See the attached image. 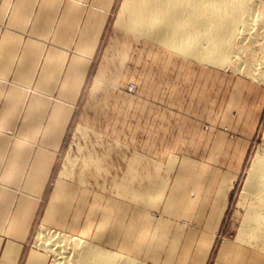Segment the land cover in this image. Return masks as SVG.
Wrapping results in <instances>:
<instances>
[{
    "label": "rangeland",
    "instance_id": "1",
    "mask_svg": "<svg viewBox=\"0 0 264 264\" xmlns=\"http://www.w3.org/2000/svg\"><path fill=\"white\" fill-rule=\"evenodd\" d=\"M123 2L0 0V154L8 150L0 159L3 170L23 138L43 134L33 130L37 124L53 123L44 134H62L51 175L39 185L45 190L30 222L29 258L44 254L35 246L41 226L142 264H154L156 256L162 261L165 254L180 263L186 251L203 250L217 227L210 264L230 249V238L263 250L264 237L247 244L237 237L247 207L245 180L264 149V82L126 38L115 26ZM88 123L95 130L89 145L106 156L108 179H90L96 189L105 187L96 191L100 199L69 198L77 189L71 178L63 180V165L77 153L78 125ZM156 171L167 183L158 212L119 198L112 186L125 181L141 188L147 180L139 174ZM5 181L17 186L15 179ZM89 215L90 226H83ZM39 259L52 264L54 257Z\"/></svg>",
    "mask_w": 264,
    "mask_h": 264
},
{
    "label": "bare ground",
    "instance_id": "2",
    "mask_svg": "<svg viewBox=\"0 0 264 264\" xmlns=\"http://www.w3.org/2000/svg\"><path fill=\"white\" fill-rule=\"evenodd\" d=\"M115 26L136 43L144 40L168 53L223 69L231 67L264 82V0H124ZM247 54L248 58L244 59ZM127 60L131 61L132 57L129 55ZM89 123L78 125L75 134L77 153H69L63 165V180L71 178L77 189L69 198L81 194L100 199L96 191H104L105 187L99 184L96 189L90 179L98 175L108 179L104 169L106 156L97 155L91 150L93 145H89L95 132L90 127L94 124L89 126ZM98 138L100 145V136ZM91 169L95 172L90 173ZM159 173L139 174L141 180H147L141 188L126 186L125 181H115L112 186L119 198L154 212L162 198L159 194L167 189V183L159 180ZM242 200H245L244 206L247 202V207L237 239L246 244L260 242L264 237V149L257 153L251 164ZM95 208V204L91 205L90 212ZM89 218L83 226H90V215ZM87 240L41 226L37 230L35 246L44 254L35 252L29 260L43 264L45 261L39 258L50 254L54 257L52 264H142ZM261 244L263 248L264 240Z\"/></svg>",
    "mask_w": 264,
    "mask_h": 264
},
{
    "label": "crops",
    "instance_id": "3",
    "mask_svg": "<svg viewBox=\"0 0 264 264\" xmlns=\"http://www.w3.org/2000/svg\"><path fill=\"white\" fill-rule=\"evenodd\" d=\"M51 125L53 123L48 124L47 127L43 124L33 127V130L43 132V134H38L37 137L23 138L17 151L13 154L15 158L6 170H3L4 162L0 161V264L30 263L28 262L31 254L28 245L30 222L35 213L36 202L39 201L40 194L45 190L40 191L39 185L42 182H45L46 185L62 140L60 130L54 137L44 134L45 131L52 130ZM7 154L8 150L5 151V155L0 154V159L6 158ZM28 168L30 170H27ZM7 179L17 180L14 183L17 186L10 185V182L5 181ZM222 186H224L223 183H220L217 188ZM225 209L224 206L221 211L218 210V224H220ZM216 231L218 232V227L213 234L205 238L207 242L200 246V249L203 250L186 251L185 260L177 264H210ZM234 239H229L230 249L228 251H219L214 264H264V250L254 251L243 248L234 244ZM152 256L150 257L153 258ZM165 256L161 259L162 261H158L156 256L154 264H176L169 262L171 257H168L167 254ZM172 257L175 258L173 255Z\"/></svg>",
    "mask_w": 264,
    "mask_h": 264
}]
</instances>
